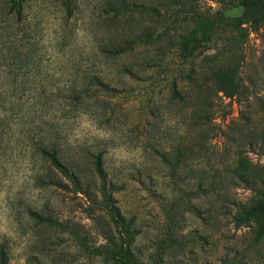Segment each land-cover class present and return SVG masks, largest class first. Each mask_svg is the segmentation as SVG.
Masks as SVG:
<instances>
[{"label":"rangeland","instance_id":"rangeland-1","mask_svg":"<svg viewBox=\"0 0 264 264\" xmlns=\"http://www.w3.org/2000/svg\"><path fill=\"white\" fill-rule=\"evenodd\" d=\"M18 1L20 18L9 10V0H0V244L10 264H106L78 239L37 223L29 213L69 223L88 247L105 243L113 230L104 211L89 213L83 192L48 182L49 161L40 147L55 141L67 163L80 167L82 188L91 192L99 179L85 151L102 153L117 187L115 205L136 229L130 247L143 263L264 264V240L256 244V227L235 228L231 222L236 205L252 193L227 178L223 166L232 164L242 147L264 168L263 150L251 151L249 139L242 142L238 132L248 122L264 127V81L252 86L248 80L259 74L264 79L257 63L264 34L250 33L242 43L248 88L243 104L223 98L214 84L215 74L240 52L234 22L218 27L192 63L197 81L178 83L177 89L190 96L184 104L170 98L180 59L168 46L184 31L179 22L172 25L171 16L166 22L150 11L146 17L137 12L115 17L104 10L107 0H73L71 14L61 0ZM198 4L205 15L222 12L230 22L243 12L238 0ZM145 31L152 33L151 43L119 54L105 50ZM160 52L167 53L161 70L152 66ZM92 76L122 96L93 101L91 89L84 110L76 109L69 104V89L85 88ZM200 93L206 96L202 109L194 100ZM175 148L187 150L179 163L187 170L176 177L163 161ZM198 167L218 175L214 192L195 194Z\"/></svg>","mask_w":264,"mask_h":264},{"label":"trees","instance_id":"trees-1","mask_svg":"<svg viewBox=\"0 0 264 264\" xmlns=\"http://www.w3.org/2000/svg\"><path fill=\"white\" fill-rule=\"evenodd\" d=\"M10 1V11H13L17 18L21 17V8L18 0ZM199 0H157L155 2H135L131 0H107L105 2V11L113 13V16L133 13L140 15L147 14L150 11L154 16L159 17L163 22L167 21V17L171 16L174 23L183 25V33L178 36V39L170 43L168 48H175L178 58L180 59V69L177 71L175 77L171 80L170 98L181 101L184 104L190 102V96L187 93H182L177 89L178 83L188 82L193 83L197 78L193 76L192 63L199 57L204 50L208 48V44L212 39V34L218 27L226 28L227 25L235 24L239 31L238 38L241 41V48L238 55H236L229 64L221 68L216 74L214 84L218 92H221L223 98L234 100L238 104H243L248 95V88L245 85L243 77V67L245 65V55L242 51V43L244 44L250 33L264 34V0H238L242 6L243 12L239 17L234 18L231 22L225 17L222 12H217L215 15L207 16L198 7ZM68 14H71V4L73 0H61ZM177 9H174V8ZM173 9V10H172ZM159 12H163L159 14ZM146 17V15H143ZM244 24V25H243ZM165 30V29H164ZM162 31L160 37L166 33ZM158 37V38H160ZM152 33L145 31L142 35H136L134 38L127 39L120 46L111 45V49H106L113 54L123 53L126 50H131L135 45L148 44L152 41ZM261 51L257 57V63L260 65L261 71L264 73V38H260ZM157 61H154L153 68L161 70L164 65L167 53L160 52ZM92 80L86 83V87L82 89L70 88L68 93V100L71 106L76 109L82 108L85 103L87 92L91 89L95 91L92 96L93 101H98L99 98L104 99V95L108 97L107 100L122 96L123 91H118L116 88L110 87L100 77L92 76ZM252 86H257L259 80L262 79L261 74L255 78H249ZM206 96L202 93L196 96V103L199 108L207 106ZM106 99V98H105ZM205 100V101H204ZM75 109V110H76ZM84 110V109H83ZM198 114L196 113V117ZM251 120V119H250ZM253 123V122H252ZM252 123H247V126L242 127L238 132L242 135V142L244 139H249L248 144L250 150H254L255 146L263 150L264 155V127H250ZM57 134H59V127H57ZM59 137V136H58ZM248 137V138H246ZM242 146V145H239ZM242 147H237L235 150V158L232 164L223 165L226 177L232 182L243 185L246 189L251 191L249 197L242 204H237L235 211L231 216V222L235 228L249 227L251 225L256 227V234L254 240L258 245L260 241L264 240V168L259 165H254L241 150ZM190 152V151H189ZM41 156L49 161V183L61 189L75 192H83L86 199L89 201V213H93L96 209L104 211L112 223L113 230L105 237V243L94 247H88L79 238V231L67 222L60 221L51 214H43L38 211L29 210L30 215L37 223L45 224L46 226L55 229L59 233L67 234L75 239H78L85 245L89 252L102 258L106 264H145L131 249V244L136 234L133 219L126 218L120 213L119 208L115 205L113 192L117 187L112 180L108 178L102 153H92L85 151L89 157L90 163L94 173L96 174L98 184L95 186L96 192H91L86 187L82 188L83 180L81 179V169L76 165V162L67 163L63 157V149L59 141L51 143L47 147H40ZM187 153L182 152L179 148L174 149V155L171 159L163 161L170 165H165L169 168L170 173L176 177L180 170H187V165H179L182 156ZM185 157V156H184ZM183 168V169H182ZM211 171V170H210ZM206 172L204 169L198 167L194 174L195 194L198 196L206 195L214 192L217 185L221 182L216 180L218 175L212 172ZM210 172V174H209ZM178 173V174H177ZM176 175V176H175ZM66 181V182H65ZM70 186V187H69ZM70 188V189H69ZM181 188L177 186V190ZM195 209L194 206H192ZM0 264H10V259L7 250L3 244H0ZM24 264H27L24 263ZM226 264H239V262H227Z\"/></svg>","mask_w":264,"mask_h":264}]
</instances>
